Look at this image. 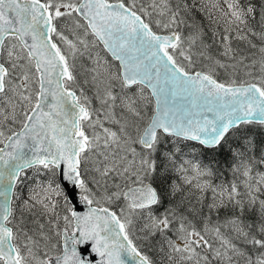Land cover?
<instances>
[{
  "label": "snow or ice",
  "instance_id": "obj_1",
  "mask_svg": "<svg viewBox=\"0 0 264 264\" xmlns=\"http://www.w3.org/2000/svg\"><path fill=\"white\" fill-rule=\"evenodd\" d=\"M0 264H264V0H0Z\"/></svg>",
  "mask_w": 264,
  "mask_h": 264
}]
</instances>
